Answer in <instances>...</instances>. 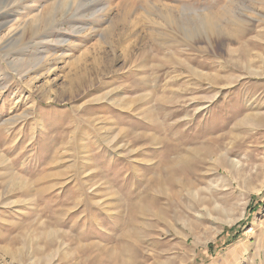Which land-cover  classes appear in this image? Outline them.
<instances>
[{"label": "rangeland", "instance_id": "1", "mask_svg": "<svg viewBox=\"0 0 264 264\" xmlns=\"http://www.w3.org/2000/svg\"><path fill=\"white\" fill-rule=\"evenodd\" d=\"M0 264H264V0H0Z\"/></svg>", "mask_w": 264, "mask_h": 264}, {"label": "bare ground", "instance_id": "2", "mask_svg": "<svg viewBox=\"0 0 264 264\" xmlns=\"http://www.w3.org/2000/svg\"><path fill=\"white\" fill-rule=\"evenodd\" d=\"M213 29V28H212ZM211 30V29H210Z\"/></svg>", "mask_w": 264, "mask_h": 264}]
</instances>
